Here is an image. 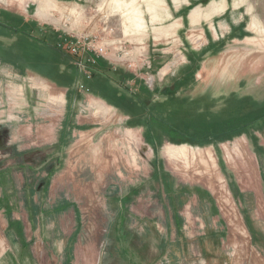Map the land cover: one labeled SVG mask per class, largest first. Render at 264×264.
Listing matches in <instances>:
<instances>
[{"label":"rangeland","instance_id":"obj_1","mask_svg":"<svg viewBox=\"0 0 264 264\" xmlns=\"http://www.w3.org/2000/svg\"><path fill=\"white\" fill-rule=\"evenodd\" d=\"M0 17L58 47L70 72L65 89L48 85L34 101L40 108L46 93L64 99L54 109V130L38 134L33 125L22 157L0 165L7 215L22 220L29 207L36 216L64 196L82 225L85 264H130L123 250L150 264L160 236L175 233L169 222L176 189L206 187L225 216L245 217L264 258V0H1ZM69 37L81 42L80 54L67 48ZM85 43L102 46L103 57L89 56ZM81 55L95 61L90 78L75 63ZM100 60L116 67L101 79L116 88L106 93L117 101L114 109L93 96ZM11 68L0 66V78L10 75L5 80L22 87L20 94L40 87ZM80 73L91 82L84 89L75 82ZM95 101L108 112L96 110ZM171 130L212 143H188ZM34 200L39 204L27 207ZM17 228L8 233L18 235ZM36 239L7 242L18 247ZM26 256L57 263L56 251ZM22 257H5V264H22Z\"/></svg>","mask_w":264,"mask_h":264},{"label":"crops","instance_id":"obj_2","mask_svg":"<svg viewBox=\"0 0 264 264\" xmlns=\"http://www.w3.org/2000/svg\"><path fill=\"white\" fill-rule=\"evenodd\" d=\"M1 12L6 15L11 13ZM13 24V22L12 25L2 22L0 17V34L4 35L3 38L0 35V66L6 69L14 67L11 69L15 74L17 70L21 69L23 75L33 76L40 87H36L34 92L25 90L24 94L22 92L20 94V91L23 90L22 87L17 90L11 80H5L9 79L10 75H4V79L0 78V121L12 122L16 127L18 138L24 145L23 142L25 143L30 136L29 131L33 125L36 126L38 134L43 133L44 130L48 131L52 128L54 130V109L63 105L64 99L57 97L52 100L46 93V106L40 108L37 107V103L34 101L39 100L38 95L40 93L43 95L45 90L50 89L48 85L60 88V90L65 89L63 87L64 78L68 77L70 73L67 70L69 59L63 55L58 47L45 43L39 38L31 37L29 33L20 31ZM27 25H29V22H27ZM109 65L110 63L105 60L98 62V70H96L98 72L92 80L95 88L93 89V96L105 101L111 106L110 108L114 109L112 105L116 106L117 101L114 103L109 101L106 98V93L107 90L112 91L116 88L110 84H105L101 80L106 76L108 78V73L115 72L116 67H110ZM86 80L81 74L75 82L82 83L81 86L85 82L89 85L91 82ZM128 84L125 86L128 87ZM118 85L119 88L122 87V85ZM119 88L117 91L122 95ZM19 95L22 97H18ZM91 104H95L96 110L101 113L108 112L106 105L101 101H95ZM80 106L82 107L83 104ZM26 124L30 126L24 130ZM39 139L46 141L48 138L39 135ZM20 157L22 156H18V158ZM176 191L178 198L176 203L172 202L170 206L175 219L172 218L169 222V228H173L175 233L172 236L165 234L160 236L161 246L157 244L155 256L151 261H148L150 264H264L262 249H260L255 238L256 233L246 225L245 217L240 222L236 215H233L235 216L233 218L231 215H228L229 217L225 216L218 201L213 198L212 192L206 187L180 188ZM168 194L170 196L169 192H162L164 197ZM122 199H125V197L123 196ZM52 202L54 205L47 208V212L43 207L39 215L36 213V216H34L35 213L32 214L28 206L33 208L34 205L36 206L39 203L35 200L34 203L27 201L30 205H27L26 218H21L22 220L7 215V205H0V264H5L7 260L5 257L14 256L15 254L24 256L20 258L22 264H34V260L29 261L26 255L30 254L33 259L37 260L46 251L50 253L56 251V264H85L79 253V249L83 244L82 225L77 219L76 211L73 210L74 206H71L72 201L63 196L54 199ZM15 205H22V203L16 202ZM11 206L12 204L8 207L11 208ZM37 219L38 222H36ZM19 221L27 222V225L23 228ZM66 223L69 225L65 226ZM14 227H18L17 230L20 232L12 237L8 232ZM10 228L12 229L10 230ZM14 237H21L22 239L35 237L37 239L32 245H27L26 240L18 247H12L7 241ZM121 253L131 256V259L129 258L130 264H144L138 260V252L132 253L123 250Z\"/></svg>","mask_w":264,"mask_h":264},{"label":"flooded vegetation","instance_id":"obj_3","mask_svg":"<svg viewBox=\"0 0 264 264\" xmlns=\"http://www.w3.org/2000/svg\"><path fill=\"white\" fill-rule=\"evenodd\" d=\"M22 152L21 141L12 122L0 121V165L18 158Z\"/></svg>","mask_w":264,"mask_h":264},{"label":"built area","instance_id":"obj_4","mask_svg":"<svg viewBox=\"0 0 264 264\" xmlns=\"http://www.w3.org/2000/svg\"><path fill=\"white\" fill-rule=\"evenodd\" d=\"M64 42L67 43L66 46H67V48H69V50L71 51L72 54H74V55L80 54L79 44L81 42L79 41V39L75 40L73 37H69V39L68 40L65 39ZM103 50H104V48L102 46H99V45L95 46L92 43H88V44L85 43V51L91 57H92V55H93V57H97V58L99 56L103 57V53H104ZM80 57L81 58L79 60H77L75 63L81 72L86 73L88 71V68H89L88 64L95 63V61L93 59H89L91 57H88L85 59V61H86L85 62L84 57H82V55ZM90 76H91V74L89 72H87L86 77L90 78ZM79 87L81 89H84V87L81 85Z\"/></svg>","mask_w":264,"mask_h":264},{"label":"trees","instance_id":"obj_5","mask_svg":"<svg viewBox=\"0 0 264 264\" xmlns=\"http://www.w3.org/2000/svg\"><path fill=\"white\" fill-rule=\"evenodd\" d=\"M170 132H174V133H172V134H170V133H168L169 135H172V136H174V135H176V136H180V138L183 140V141H188V143H192V144H197L198 146H204L205 144H210V143H212V142H210V141H206L205 142V140H204V143L202 144V142H200L199 143V141H195V139H193V137H185V136H183L179 131H176V130H171ZM185 143V142H184Z\"/></svg>","mask_w":264,"mask_h":264},{"label":"bare ground","instance_id":"obj_6","mask_svg":"<svg viewBox=\"0 0 264 264\" xmlns=\"http://www.w3.org/2000/svg\"><path fill=\"white\" fill-rule=\"evenodd\" d=\"M55 26H57V27H60V26H61V23H60V21H59V23H58V24H55ZM119 61H121V60H119ZM123 61H126V60H124V58H123V60H122L121 62H123Z\"/></svg>","mask_w":264,"mask_h":264}]
</instances>
